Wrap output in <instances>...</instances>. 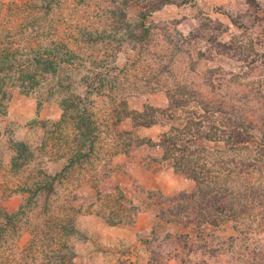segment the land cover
Here are the masks:
<instances>
[{"label": "rangeland", "instance_id": "1", "mask_svg": "<svg viewBox=\"0 0 264 264\" xmlns=\"http://www.w3.org/2000/svg\"><path fill=\"white\" fill-rule=\"evenodd\" d=\"M173 1L0 0V64H11L0 71V264H264L258 198L239 225L247 235L171 222L168 209L202 194L159 146L180 94L182 107H238L264 135V0ZM45 51L54 74L28 89L18 71ZM101 67L104 86L88 88ZM132 113L157 121L136 126ZM77 116L94 131L79 149ZM217 135L193 157L218 192L232 178L213 164ZM249 147L256 167L240 191L260 188L264 203V145Z\"/></svg>", "mask_w": 264, "mask_h": 264}, {"label": "trees", "instance_id": "2", "mask_svg": "<svg viewBox=\"0 0 264 264\" xmlns=\"http://www.w3.org/2000/svg\"><path fill=\"white\" fill-rule=\"evenodd\" d=\"M191 1L192 0H178L176 4L178 6H182L183 4H187ZM250 1L255 4L254 0ZM173 2V0H160L159 6L162 7ZM147 16L148 15L143 14L139 17V20L145 21ZM127 32L133 34V32L136 31L130 30L128 25ZM139 39L141 41L144 40L142 39V33L139 35ZM68 54L70 53H65L64 57L59 59V61L64 64H70L71 59L68 58ZM43 55L44 54H38L36 56L37 59L33 60L34 63H31V67H27L25 69L21 67L18 71L17 75L21 76V80L22 78L28 80L26 85L28 86V89H33L34 86L38 84V81H36V77L38 75L42 76L47 72L54 74V70H52L50 67V65L53 68L56 66L57 58L54 51H45V55L47 56L44 58L42 57ZM4 59L7 61L6 58ZM7 59L12 60V58ZM5 65V63L0 64V71L3 72L4 70L8 69L7 72L9 73L11 71V64H8V66ZM99 70L103 71H100L101 74L96 73L94 77L90 78V82L87 86L88 88L93 89L95 81L102 83V86H104V81L101 82L98 76L106 78L109 70H106L104 67L99 68ZM11 78L12 80L14 79V77ZM21 86L23 85L21 84ZM6 93V91H2L0 89V101L1 99L7 97ZM79 101L82 104L80 99ZM184 103L186 104L187 100L183 94H180L178 97L174 96L171 100L170 108L173 112H170V121L172 123L170 125L171 128L168 133L161 137L159 146L164 153L163 160H168L169 163H173V168L177 169L178 171H182L187 178L194 181L198 186L196 191H198L200 195L202 194V196H198V199L192 200L186 206L180 207V210L182 211L181 213H172L170 209H168L169 213L171 214L170 216H172V219L170 220L171 222H175L174 219L180 217L183 219L182 223L186 227L192 228L195 225H210L212 227H216V229L220 227V223L223 224L226 222H233L235 226L234 229L238 234L242 236L247 235L249 229L247 230L241 228L239 225L242 221V218L248 212L249 203V207H252V200L258 198V202H255L253 205V207H255L254 212L256 214H258V211L264 207V203H262L261 199H259L261 196L260 188L249 191H240L243 187L239 182L241 179L240 174H244L246 178L251 177V175L253 176L256 166L253 164L254 160L249 154V151H251L249 146L251 143L256 144L257 146L264 145V135L261 136L260 128L257 126L258 124H252L248 122L245 119L243 111L238 107H233L234 111L230 113L231 111H222L224 110V107L222 106L209 107V104L205 103L204 107H182ZM1 104L2 103L0 102V105ZM181 112L185 113L184 117L179 115ZM132 115H134L132 120H134L136 126H151L157 121L156 118L148 119L147 117H144L143 119L142 115L138 113H132ZM77 120L76 123L79 138H75V140H77V148L79 149L81 147L84 148L87 143H90V138L94 131H90L92 122L88 123L89 119L83 121V119L81 120L77 116ZM217 134H223L221 144L224 151L221 152V155H219L220 157L215 156L214 159H216V162L213 161V164L216 163L217 165L221 166V168H225L227 172L224 175L225 180L226 178H232V180L228 182L226 180V189H221L218 192L212 187H209L207 190V187H205V185L208 183L206 179L211 177V174L205 173L204 166L201 167V165H203L201 164L203 159L200 157L195 159L193 157V155L196 153V150H198V147L200 150H202L204 146L209 143H218L219 141L215 140V136ZM254 135L259 136L260 140L258 142L255 141L254 138L256 137H254ZM75 136L77 137V135ZM217 139L220 140V136L217 135ZM81 154L82 153L80 150L77 155L79 157H77L78 160L81 158ZM238 166H240V170L237 169ZM46 185L47 184H45L43 188H45ZM257 185L260 186L259 184ZM225 186L223 188H225ZM51 187L52 185L49 184V188ZM251 191H253L252 197L249 195ZM193 198L194 196L192 199ZM199 216L202 221H199ZM160 218H163V216ZM259 220V217L256 216V222ZM189 224L192 226H189ZM256 229L258 228L256 227ZM257 245L260 247L262 246L261 244L259 245V243H257Z\"/></svg>", "mask_w": 264, "mask_h": 264}]
</instances>
